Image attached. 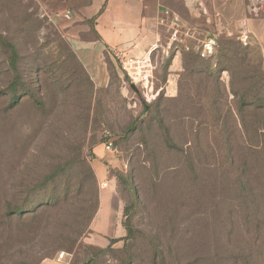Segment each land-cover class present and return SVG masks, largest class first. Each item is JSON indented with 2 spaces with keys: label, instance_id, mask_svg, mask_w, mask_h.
<instances>
[{
  "label": "rangeland",
  "instance_id": "374dc122",
  "mask_svg": "<svg viewBox=\"0 0 264 264\" xmlns=\"http://www.w3.org/2000/svg\"><path fill=\"white\" fill-rule=\"evenodd\" d=\"M0 36V264L36 252L45 225L61 247L35 264H264L263 50L226 39L208 58L185 51L179 66L169 50L150 65L145 99L108 53L72 49L38 0H0ZM63 188L64 207L8 218ZM107 188L124 231L97 246L91 200Z\"/></svg>",
  "mask_w": 264,
  "mask_h": 264
},
{
  "label": "crops",
  "instance_id": "0c3cea01",
  "mask_svg": "<svg viewBox=\"0 0 264 264\" xmlns=\"http://www.w3.org/2000/svg\"><path fill=\"white\" fill-rule=\"evenodd\" d=\"M38 4L71 48L83 54L99 56L115 49L159 65V59L174 50L171 65L179 66L182 53L196 52L210 38L244 40L264 51V0H38ZM166 82L164 91L169 93V73ZM96 176L104 182L106 174L97 169ZM113 195L111 188L100 191L90 244L103 246L123 235Z\"/></svg>",
  "mask_w": 264,
  "mask_h": 264
},
{
  "label": "trees",
  "instance_id": "16d2710c",
  "mask_svg": "<svg viewBox=\"0 0 264 264\" xmlns=\"http://www.w3.org/2000/svg\"><path fill=\"white\" fill-rule=\"evenodd\" d=\"M3 39L4 38L0 36V40H3ZM2 45H3V49H5V52L8 53V65H9L10 71L13 74L14 80L21 81L22 73H19L17 70V62L19 60V56L17 54L15 47L11 43L7 44L5 41L3 42ZM219 47H221V44L219 45ZM224 47L228 49L235 48L238 50L241 47V44L236 43L234 47L227 44V45H224ZM184 59H187L186 61L189 64L196 62L194 60L195 58H193V55L191 54H189L188 56H184ZM11 89H13L12 100H11V103H12L11 106H12L14 104H18V99H17V94H16V86L12 85ZM260 100H263V97H261ZM243 105H245L244 102H243ZM115 143L116 142L113 140V148H114ZM81 188L82 187H79V191H78L79 194L81 193V190H82ZM130 191H132V202L133 204H136L138 201L137 192L135 189H131V188H130ZM95 193L96 194L94 195V199L91 200V202L93 204V207L98 208V203H99L98 196H97V192ZM46 195L47 197L43 199V202H41L40 200H37L34 203L28 202L26 203L25 206H17L11 209L10 212L8 213V218L17 217L20 221L30 220L31 222H34V220L36 219V216L40 212H43L46 214L51 210L64 207L68 202L70 194L66 191V188H63L61 192L55 193V194L53 192L47 191ZM32 205H35L34 207H32L33 209L31 208ZM96 211L97 209L95 210V213ZM29 214L31 215V217L28 219ZM29 224L31 225L30 222ZM41 231L43 234H42V237H39V239H37V243H38L37 251L36 252L28 251L26 256L24 258H21L19 261H16L15 264H35L33 258H35L36 260L47 258L49 256V252L61 247V245L58 246L59 240H53L51 236L48 234L47 225L43 226ZM29 243H34V240L32 239V241H30Z\"/></svg>",
  "mask_w": 264,
  "mask_h": 264
},
{
  "label": "built area",
  "instance_id": "2783aa9c",
  "mask_svg": "<svg viewBox=\"0 0 264 264\" xmlns=\"http://www.w3.org/2000/svg\"><path fill=\"white\" fill-rule=\"evenodd\" d=\"M42 13L46 15L43 10L40 8ZM47 16V15H46ZM48 17V16H47ZM175 32H173L174 34ZM245 41L242 40L241 43ZM217 47V40L215 38L207 39L202 43L201 47L197 50L200 58H208L213 55ZM110 57L117 63L120 70L128 78L130 87L140 86L143 91V96L145 99L147 97H153V79L151 76L150 65L152 64L149 59L146 58H132L125 54V52L110 49L108 51ZM104 149L106 152H113V138L111 136L105 135ZM107 184H102L103 187H106ZM66 259L64 253H59L57 256V261Z\"/></svg>",
  "mask_w": 264,
  "mask_h": 264
},
{
  "label": "water",
  "instance_id": "95a60500",
  "mask_svg": "<svg viewBox=\"0 0 264 264\" xmlns=\"http://www.w3.org/2000/svg\"><path fill=\"white\" fill-rule=\"evenodd\" d=\"M131 88H133V87H131Z\"/></svg>",
  "mask_w": 264,
  "mask_h": 264
}]
</instances>
